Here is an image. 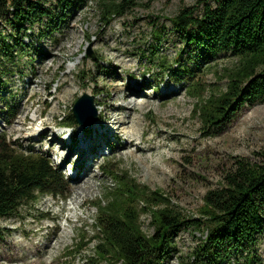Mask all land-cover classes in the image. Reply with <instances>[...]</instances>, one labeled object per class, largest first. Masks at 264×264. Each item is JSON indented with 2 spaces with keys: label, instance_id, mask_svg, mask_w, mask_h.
Masks as SVG:
<instances>
[{
  "label": "rangeland",
  "instance_id": "374dc122",
  "mask_svg": "<svg viewBox=\"0 0 264 264\" xmlns=\"http://www.w3.org/2000/svg\"><path fill=\"white\" fill-rule=\"evenodd\" d=\"M134 1L135 7L106 26L97 0H86L84 6L66 10L59 30L49 36L40 38L35 25L23 40L28 47L15 49L13 62L0 61L5 63L0 65L5 72L0 84V133L15 147L47 156L66 191L65 197L40 196L34 208L19 216L0 218V264H97L92 257L87 259L92 244L82 255L77 249L82 235L95 233L93 206L105 198L109 187H115L106 171L109 164L127 171L143 186L160 189L183 216L197 220L205 194L225 184L236 161H264V102L242 105L215 130L203 128L193 113L195 99L189 96V86L198 82L212 90L224 88L226 82L218 81L214 71L231 66L235 58L223 52L190 62L196 48L186 44L185 34L170 19L185 8L195 7L199 14L204 4L214 6L216 0H156L148 8L146 0ZM51 3L46 5L54 7ZM27 25L12 28L1 22L0 33L21 34ZM155 26L163 34L156 46L160 58L170 64L182 53L193 77L176 82L175 76L163 75L157 60H151ZM83 93L93 96L98 118L87 126L90 136L84 134L86 126L84 132L81 126H72L70 139L86 142L104 135V146L95 145L89 152L70 147L66 131L57 135L64 125L59 118L69 115ZM128 102L135 106L125 108ZM114 116H118L115 122ZM96 124L95 132L90 127ZM103 125L109 133L98 132ZM131 132L134 141L123 149ZM54 135L64 139L65 149L77 153L71 161L57 158L60 144L48 149ZM93 155L89 169L94 176L88 182L92 188L73 203L74 183ZM140 220L143 230L151 233L148 215ZM203 237L202 231L185 225L163 264H179L180 257H188ZM250 252L255 264H264V231ZM221 264L247 263L244 254H237Z\"/></svg>",
  "mask_w": 264,
  "mask_h": 264
},
{
  "label": "trees",
  "instance_id": "16d2710c",
  "mask_svg": "<svg viewBox=\"0 0 264 264\" xmlns=\"http://www.w3.org/2000/svg\"><path fill=\"white\" fill-rule=\"evenodd\" d=\"M53 1L54 7H50L51 0H0V24L12 28L28 24L21 34L0 33V61L13 62L14 50L28 47L23 40L35 25L40 38L49 36L59 30L66 10L86 4V0ZM154 1L146 0V7ZM97 5L107 26L137 4L134 0H97ZM195 12V7L185 8L170 19L172 26L185 34L186 44L196 48L190 62L196 63L200 55L223 52L235 58L231 66L214 71L218 81L226 82L224 88L212 90L198 82L189 86V96L195 99L194 115L203 128L215 130L242 105L264 102V0H216L214 6L204 4L201 13ZM153 37L151 60L158 61L164 76L167 72L176 82L194 76L182 53L170 64L160 58L156 46L163 34L158 26ZM4 74L0 71V84H4ZM61 121L68 127H80L72 109L66 118H59ZM30 151L15 147L0 133V218L31 210L40 196L65 197L62 180L48 157ZM106 171L114 178L115 187H109L105 198L93 206L95 233L81 236L77 254L82 255L92 244L93 253L87 259L92 257L93 263L163 264L187 225L202 231L204 237L188 257H180L179 264H221L234 260L237 254H244L247 264H255L250 251L264 231V161H236L225 184L205 194L197 220L183 216L164 192L141 185L127 171L111 164ZM142 215H148L151 233L143 230Z\"/></svg>",
  "mask_w": 264,
  "mask_h": 264
},
{
  "label": "bare ground",
  "instance_id": "6f19581e",
  "mask_svg": "<svg viewBox=\"0 0 264 264\" xmlns=\"http://www.w3.org/2000/svg\"><path fill=\"white\" fill-rule=\"evenodd\" d=\"M126 89H129L130 91H133V89L132 88H129V87H127ZM92 91V90H91ZM137 99H140V98H137ZM131 106V107H133V106H135V103H125V105H123L125 108H127V106ZM34 119V118H33ZM116 120H118V116H114V118H113V122H115ZM127 122H130V118L128 117L127 118V120H126ZM93 123H95V122H93ZM93 123H91V124H93ZM90 124V125H91ZM89 125V126H90ZM93 126V125H92ZM98 126V124H96L95 126H93V127H90L91 128V130L92 131H95L96 132V130H94V127H97ZM86 128V130H85V132H84V127H82V129H83V132H84V134L86 135L87 134V136L90 134V132L89 133H86L87 132V130H89V129H87V126L85 127ZM110 128V127H109ZM110 129H114V128H110ZM97 130H98V132H100L101 133V131H102V134L103 133H109V131L110 130H108V127H106L105 125H103V130H102V128L101 127H98L97 128ZM46 131H43L42 132V134L43 133H45ZM65 132V131H64ZM63 132V133H64ZM67 132V131H66ZM70 133L71 132H67V134H66V137L67 138H69V141H68V144H69V146L70 147H74L75 149H77V150H80V151H82V152H89V151H91L90 149H91V147H93V146H95V145H98V144H101V146H104V144L101 142L102 141V136H104V135H102V136H100V139H98V138H96V137H90L89 138V140H87L86 142L84 141H71V139H70ZM57 135H59V134H57ZM82 135H83V133H82ZM63 136V134L62 135H59V137H62ZM90 136V135H89ZM85 137V136H84ZM83 137V138H84ZM82 138V137H81ZM64 139H61V140H59L55 135L52 137V140L50 141V143H49V145H48V149H50L51 148V146L52 145H54V144H60V148L58 149V152H57V158L58 159H60V160H63V159H66L67 161H71L76 155H77V153L73 150V151H71L69 148L68 149H65V146L63 145V143H62V141H63ZM133 141H134V134H133V132H131L129 135H128V140L125 142V144L124 145H122V148L123 149H125V148H127V147H129V145H131L132 143H133ZM78 143V145H74L75 143ZM76 143V144H77ZM67 150V154H64V152ZM97 153V152H96ZM93 157H94V155L93 156H90L89 157V159L86 161L87 163H86V170L83 172V175H81V177H79L76 181H75V183H74V194H75V196H74V198H73V203H76V200L79 198V197H82L83 195H84V193L86 192H88V191H90L91 190V188L92 187H90V185H88V182H89V180L90 179H92L93 178V176H94V174L90 171V169H89V167H90V165H91V161H92V159H93ZM72 175H75V173H72ZM88 185V186H87Z\"/></svg>",
  "mask_w": 264,
  "mask_h": 264
},
{
  "label": "water",
  "instance_id": "95a60500",
  "mask_svg": "<svg viewBox=\"0 0 264 264\" xmlns=\"http://www.w3.org/2000/svg\"><path fill=\"white\" fill-rule=\"evenodd\" d=\"M71 109L81 127L88 126L97 120V110L92 95L83 93L74 101Z\"/></svg>",
  "mask_w": 264,
  "mask_h": 264
}]
</instances>
